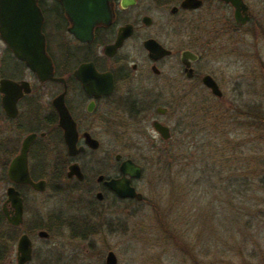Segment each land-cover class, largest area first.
I'll use <instances>...</instances> for the list:
<instances>
[{
  "label": "flooded vegetation",
  "instance_id": "1",
  "mask_svg": "<svg viewBox=\"0 0 264 264\" xmlns=\"http://www.w3.org/2000/svg\"><path fill=\"white\" fill-rule=\"evenodd\" d=\"M241 1L246 11H239L237 19L236 7L226 0H111V18L93 28L90 42L72 36L75 60L70 71L57 65L46 32L49 14L60 19L55 27L59 28L62 21L67 32L69 23L63 9L58 0H35L43 18L45 51L53 67L52 80L46 81L17 59L0 37V81L14 84L8 89V111L2 104L7 89L0 84V156L10 157L1 173L7 178L9 163L19 154L22 142L35 135L27 152V167L33 182H44L43 191H36L7 179L18 191L23 208L20 224L12 225L2 210L6 197L1 203L0 264H17L20 236L26 235L31 241V260L25 264L34 258L30 233L44 241L51 238V229L35 225L32 231L26 223L31 208L21 189L43 194L53 182L65 180L87 188L96 202L107 195L116 201L143 200V196L141 200L121 198L107 184L126 178L139 193L135 182L141 179L144 167L124 154L128 150L125 142H168L197 126L189 122L190 118L200 117L203 122L207 111L223 112L224 56L237 57L241 29L254 18L253 0ZM211 82L221 97L208 86ZM61 94L75 124L72 146L59 126L55 101ZM156 125L167 130L168 138L156 130ZM104 138L113 139L120 150L102 149ZM128 160L140 168L138 178L122 174L121 165ZM32 165L37 176L31 173ZM87 205L90 209L95 206ZM5 208L11 215L10 205ZM76 227L78 232H85L80 224ZM39 233L46 235L40 237Z\"/></svg>",
  "mask_w": 264,
  "mask_h": 264
},
{
  "label": "rangeland",
  "instance_id": "2",
  "mask_svg": "<svg viewBox=\"0 0 264 264\" xmlns=\"http://www.w3.org/2000/svg\"><path fill=\"white\" fill-rule=\"evenodd\" d=\"M252 11L237 57L224 56L220 135L197 117L189 120L197 126L168 142H125L124 154L144 167L135 182L140 202L112 195L96 202L87 188L65 180L43 194L21 189L31 208L26 223L52 232L47 241L30 233L31 264H105L109 252L116 264H264V0H253ZM59 20L49 14L48 41L57 65L71 71L75 40L62 21L55 27ZM101 144L120 150L110 138ZM237 153L253 166L237 163ZM9 159L0 156V206L9 186L1 170ZM246 170L250 189L237 195ZM31 173L39 174L33 165Z\"/></svg>",
  "mask_w": 264,
  "mask_h": 264
},
{
  "label": "water",
  "instance_id": "3",
  "mask_svg": "<svg viewBox=\"0 0 264 264\" xmlns=\"http://www.w3.org/2000/svg\"><path fill=\"white\" fill-rule=\"evenodd\" d=\"M231 1L236 7L237 19L239 11H246V7L241 0ZM64 15L69 23L67 32L73 38L81 42H90L93 28L97 24L108 23L111 18V0H58ZM247 18L242 19L244 23ZM43 18L35 5V0H0V37L2 41L11 49L17 59L23 61L25 65L36 74L41 81L52 80L53 67L50 58L45 51V39L41 33ZM57 81L64 83L63 79ZM0 84L5 96L2 99L3 108L8 111L11 100L8 97V89L14 84L7 80H1ZM208 86L217 97H221V92H216L215 85L211 82ZM64 94H61L55 101V106L59 112V126L64 132L65 140L69 146L75 139V124L66 110L63 102ZM14 103V102H13ZM156 130L168 138L166 129L156 125ZM35 135L27 136L22 142L20 152L9 163L7 169V179L12 184H24L36 191H43L44 182H33L29 176L27 167V152ZM91 144L95 141L91 140ZM123 175L138 178L140 168L131 161H125L121 165ZM79 176V175H78ZM121 198L142 199V195L129 186L128 179L122 178L117 181L107 183ZM6 201L2 205V210L7 221L12 225H19L22 220V200L19 193L13 186H9L5 192ZM9 204L11 215L6 211ZM45 233H39L40 237ZM31 260V241L26 235L20 236L17 242V264H25ZM106 264H116V257L109 252L106 257Z\"/></svg>",
  "mask_w": 264,
  "mask_h": 264
},
{
  "label": "trees",
  "instance_id": "4",
  "mask_svg": "<svg viewBox=\"0 0 264 264\" xmlns=\"http://www.w3.org/2000/svg\"><path fill=\"white\" fill-rule=\"evenodd\" d=\"M237 113L239 114H243L242 112H239L238 109H237ZM224 112H222L221 114H217L216 111L214 113H211L210 111H207V115L205 117V119H203L206 123V127H209V129L211 130H214V132L217 134V135H220L219 134V131L221 132L222 129L220 127V123L223 122V119L222 117L224 116L223 115ZM211 132V131H210ZM214 149H217V147H213V150ZM220 150H223V148ZM239 150V149H238ZM221 152L220 155H223L222 154V151H219ZM248 158V159H247ZM251 157H242V156H239V153H237V163H241L242 167H246L248 168L247 166H253L252 165V162L251 161H248ZM250 170H246V179L244 180L243 177L244 175H241L242 176V179H240V184L238 185L239 187L237 188V195H240L242 193H245L247 191H249L250 188H248V185L251 183V172H249ZM238 181V180H237ZM237 225H238V221H237Z\"/></svg>",
  "mask_w": 264,
  "mask_h": 264
}]
</instances>
